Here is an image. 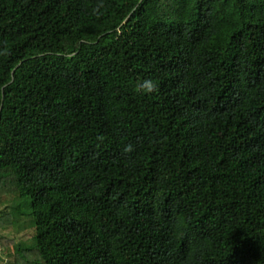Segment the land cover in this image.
Segmentation results:
<instances>
[{
    "label": "trees",
    "instance_id": "1",
    "mask_svg": "<svg viewBox=\"0 0 264 264\" xmlns=\"http://www.w3.org/2000/svg\"><path fill=\"white\" fill-rule=\"evenodd\" d=\"M1 188L24 264H264V0H0Z\"/></svg>",
    "mask_w": 264,
    "mask_h": 264
},
{
    "label": "rangeland",
    "instance_id": "2",
    "mask_svg": "<svg viewBox=\"0 0 264 264\" xmlns=\"http://www.w3.org/2000/svg\"><path fill=\"white\" fill-rule=\"evenodd\" d=\"M13 191L12 189L7 190V188L0 189V192H2L4 195L7 192H11ZM12 195H10L11 197ZM9 212V211H8ZM10 225V223L8 224ZM10 231H13V233L11 235H13L12 237H8L6 236L8 234L9 231H6L5 235L3 233V235L1 236V241H0V256L3 259H0V264H6V261H8V259H10L13 264H24L23 260L17 255V250L16 248L18 247V245L20 243L25 244L24 247H31L32 245V230H28L25 232L24 228L20 229H16V227L13 229L11 228ZM24 256H28L29 260H33L35 258L34 253L33 252H25Z\"/></svg>",
    "mask_w": 264,
    "mask_h": 264
},
{
    "label": "clouds",
    "instance_id": "3",
    "mask_svg": "<svg viewBox=\"0 0 264 264\" xmlns=\"http://www.w3.org/2000/svg\"><path fill=\"white\" fill-rule=\"evenodd\" d=\"M138 87L140 91L148 94L158 91V85L150 79L143 81ZM124 151L130 153L133 151V146L131 144L127 145Z\"/></svg>",
    "mask_w": 264,
    "mask_h": 264
}]
</instances>
